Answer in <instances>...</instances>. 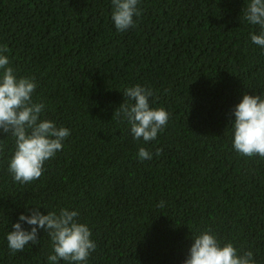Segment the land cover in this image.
I'll return each mask as SVG.
<instances>
[{
	"label": "trees",
	"instance_id": "trees-1",
	"mask_svg": "<svg viewBox=\"0 0 264 264\" xmlns=\"http://www.w3.org/2000/svg\"><path fill=\"white\" fill-rule=\"evenodd\" d=\"M249 2L140 0L136 26L121 32L111 0H0L3 54L18 77L35 78L40 119L70 131L27 184L9 173L15 141L0 131V264H49L43 229L38 245L8 248L12 225L33 208L79 212L96 244L83 264H183L206 229L264 264V158L238 154L230 127L243 94L264 95ZM136 85L169 114L153 141L113 116Z\"/></svg>",
	"mask_w": 264,
	"mask_h": 264
},
{
	"label": "clouds",
	"instance_id": "clouds-1",
	"mask_svg": "<svg viewBox=\"0 0 264 264\" xmlns=\"http://www.w3.org/2000/svg\"><path fill=\"white\" fill-rule=\"evenodd\" d=\"M139 3L140 0H111V19L117 31L136 26L133 17L141 14ZM243 11L244 20L259 27L258 34H250L252 43L264 48V0H250ZM6 51V48H0V131L11 135L15 141L8 163L9 173L14 181L27 184L39 179L44 163L62 150L70 131L63 126L57 127L52 121L40 119L45 106L33 101L32 94L37 88L35 78L18 77L3 54ZM123 96L126 99L115 109L113 116L129 123L134 139L155 140L166 126L169 114L163 108L150 107L151 89L136 85L126 88ZM232 115L233 149L244 157L264 158V95L243 94ZM138 158L150 160L152 155L140 147ZM159 206L163 207L164 202H159ZM78 217V211L64 208L58 214L50 211L46 215L33 208L31 215L21 214L19 222L12 225V231L6 236L8 248L16 253L22 252L26 245H38V229H43L51 242L49 264L61 260L67 264H83L95 251L96 244L91 239L90 229L79 223ZM22 224L31 226L30 231L24 230ZM192 240L183 264H255L251 251L238 254L232 243L221 244L210 229L193 236Z\"/></svg>",
	"mask_w": 264,
	"mask_h": 264
}]
</instances>
